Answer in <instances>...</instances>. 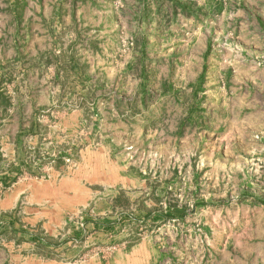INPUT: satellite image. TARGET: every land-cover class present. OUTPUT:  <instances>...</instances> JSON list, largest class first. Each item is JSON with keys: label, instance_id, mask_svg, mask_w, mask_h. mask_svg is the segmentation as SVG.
<instances>
[{"label": "rangeland", "instance_id": "1", "mask_svg": "<svg viewBox=\"0 0 264 264\" xmlns=\"http://www.w3.org/2000/svg\"><path fill=\"white\" fill-rule=\"evenodd\" d=\"M0 94V169L15 154L23 171L0 199L23 177L46 180L63 222L80 211L84 228L82 204L96 190L110 210L115 174L128 171L142 194L132 214L116 211L100 261L131 248L145 264H214L235 248L264 264V0H0ZM31 122L48 155L29 173ZM93 152L109 186L89 185Z\"/></svg>", "mask_w": 264, "mask_h": 264}, {"label": "crops", "instance_id": "2", "mask_svg": "<svg viewBox=\"0 0 264 264\" xmlns=\"http://www.w3.org/2000/svg\"><path fill=\"white\" fill-rule=\"evenodd\" d=\"M45 61V64H48L47 60ZM27 127L30 136L29 140L34 141V146L31 148L32 153H29L27 157L25 156L24 164H28L27 172L32 173L35 171V167H39L40 169V167L43 166L42 163L46 162L48 154L46 155V152L45 155L42 153L41 146L44 144L43 140H45V138L41 132H38L35 123L31 122ZM57 153H59V151ZM91 155L89 159L90 169H88L89 172L87 174V177H89V185L91 184L95 188L109 186L106 184L108 181L107 179L111 181L113 178L111 177V173L106 174L107 170H105L104 166L108 164L105 161H98L95 152L91 153ZM103 156V160H106L105 153H103ZM18 157V155L15 156V154H13L12 160L6 165V170L3 171L0 169L1 188L6 189L20 182L19 177L23 171H17L18 167L16 161ZM59 157L60 153L55 158L59 159ZM10 164H14V167H11ZM31 166L33 168H31ZM13 168H15V172ZM51 170L56 172L57 168L51 166ZM18 175L19 177H17ZM131 177L134 176L128 171H123L122 175L121 170L116 172L113 179V183L116 182L113 185V194L106 200L107 207L110 208L107 212L100 211L97 201L101 199L98 200L99 197L97 196L99 192L94 190L93 194H96L95 200H90L81 206L82 208H90V211L93 212V214L86 216L84 219V228L79 225V220H82L84 217L81 215L80 211H77L74 217H69L68 222H63L64 219L62 220V218L64 217L62 216L61 210L63 204L57 197L55 199L48 198L46 188L42 187L47 185L45 183L46 180H36V177L30 179L23 177V179L27 181L24 184L22 183V186L15 188L16 191L11 194L12 197L11 195L8 197L11 202L9 206H3V202L8 199L5 196V191L3 192V198L0 199V211L3 212L2 215L0 213V229L6 234H10L11 232L16 233V235H10L11 237L7 241L4 239V235L0 237L2 241L0 244L3 248L0 249V264H145L142 258H138L140 256H145V254L137 250H131V248H127L129 251L127 249H122L120 251L114 250L109 252L110 255L108 254L109 256H105L104 262H102L100 261L101 258L98 257V252L100 250L103 251V249L96 246V244H99L102 240H109L115 236L110 230L113 229V224L117 223L120 219L116 211H119L121 214L128 213L129 210L133 209L132 193L137 191V196L142 194L141 186H137L138 180ZM5 179H7L6 182ZM74 181L78 182L77 179ZM56 182H54L56 196H58V193L62 195L61 180ZM49 186H51V184H49ZM24 191L27 192L29 202H27L26 205H17L19 197ZM144 195H147V192ZM120 198H123L126 202L121 205L122 207L118 208L117 204ZM142 199V196H140V200H137L136 205H134L136 208L143 205L139 204L142 202ZM145 205L146 207L153 208L154 203H147ZM154 207L158 208V206ZM168 207L167 214L177 216V214L173 215V213L180 210L176 208L173 209L170 206ZM21 208H23V210L20 211ZM135 216H137V214ZM159 218L160 220L163 219L164 215L160 214V216L153 217L151 220L148 219V221H145L142 217V220L146 223H154ZM136 220L138 219L136 218ZM53 227L56 228L55 234L49 232V228ZM65 228H71L72 231L68 230L67 233L64 232L62 234L60 230H64ZM85 228L89 233L87 236L81 233V231L83 233L85 232ZM76 229H80V231ZM78 234H82V238L85 237L84 240L87 244L83 243L81 245L77 243V240L74 239L75 237L73 236H77ZM126 235H129L128 232L125 234L123 233V236L128 238ZM52 238H54L55 242L50 241ZM4 247H7L8 252L6 255L4 253ZM239 251V249L233 248V253L231 254L223 249L216 255L217 259L215 256V261L213 263L218 264L225 261L227 264H248L246 256L243 254L241 255ZM133 256L137 257L134 259ZM259 257V254L256 252L254 257L256 263L259 262ZM254 259L252 261L256 264Z\"/></svg>", "mask_w": 264, "mask_h": 264}, {"label": "trees", "instance_id": "3", "mask_svg": "<svg viewBox=\"0 0 264 264\" xmlns=\"http://www.w3.org/2000/svg\"><path fill=\"white\" fill-rule=\"evenodd\" d=\"M2 95L0 94V97H1ZM7 181V179H5V182ZM182 212H180V211H177V212H175V213H173V215H175V214H177V215H179V214H181Z\"/></svg>", "mask_w": 264, "mask_h": 264}]
</instances>
